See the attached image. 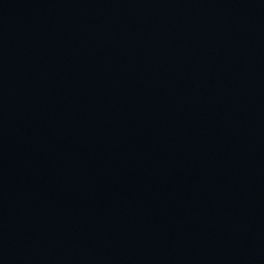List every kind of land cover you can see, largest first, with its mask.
<instances>
[{"label":"water","instance_id":"obj_1","mask_svg":"<svg viewBox=\"0 0 264 264\" xmlns=\"http://www.w3.org/2000/svg\"><path fill=\"white\" fill-rule=\"evenodd\" d=\"M0 264H264V0H0Z\"/></svg>","mask_w":264,"mask_h":264}]
</instances>
